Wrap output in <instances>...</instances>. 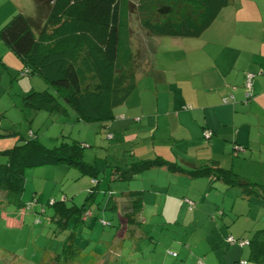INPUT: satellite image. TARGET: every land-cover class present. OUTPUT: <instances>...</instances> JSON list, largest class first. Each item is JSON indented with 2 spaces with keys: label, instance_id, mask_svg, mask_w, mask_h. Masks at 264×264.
<instances>
[{
  "label": "crops",
  "instance_id": "obj_1",
  "mask_svg": "<svg viewBox=\"0 0 264 264\" xmlns=\"http://www.w3.org/2000/svg\"><path fill=\"white\" fill-rule=\"evenodd\" d=\"M12 7L0 10V25ZM148 39L151 68L114 103L113 114L120 104L122 120L113 123L114 116L106 125L108 143L126 147L119 152L120 165L156 156L182 165L216 163L252 182L258 195L249 199L238 187H225L212 177L193 178L164 167L148 168L127 181L109 175L107 186L117 195L142 189L144 226L158 217L149 224L176 225L178 232L186 227V246L174 249L183 259L176 264H264V251L248 242L264 228V0L215 2L199 30ZM0 46L6 47L1 40ZM247 72L253 74L249 96ZM204 130L211 131L208 139ZM0 141V149L6 148L8 139ZM47 166L33 169L45 172ZM51 166L72 171L64 164ZM186 197L195 201L194 208H187ZM7 222L19 220L11 216ZM227 236L242 242H227ZM160 257L155 264L163 262Z\"/></svg>",
  "mask_w": 264,
  "mask_h": 264
},
{
  "label": "trees",
  "instance_id": "obj_2",
  "mask_svg": "<svg viewBox=\"0 0 264 264\" xmlns=\"http://www.w3.org/2000/svg\"><path fill=\"white\" fill-rule=\"evenodd\" d=\"M218 1L222 0H33L34 14L26 15L18 9L0 26L1 42L21 62L19 73L39 76L47 83L42 90L25 91L23 106L61 112L69 107L77 120L99 122L105 128L114 117V103L139 75L151 68L150 47L146 69L135 76L138 51L132 48V25L145 31L147 42L158 34L196 31L210 20L213 3ZM0 135L15 136L12 145L0 149V208L13 205L21 211V222L15 225L23 224L22 214L31 207L21 200L25 169L64 164L77 170L78 175L92 177V185L80 200L64 195L48 201L52 211L44 221L48 230L40 229L46 241L36 264H93L98 260L104 264H142L143 259L149 260L148 264L155 263L153 256L145 253L161 243H153L151 249L148 243H138L150 235L139 217L142 189L120 191L119 195L109 186L99 189V180L95 179L98 167L83 159L85 144L75 139H62L47 147L34 133L24 138L7 129ZM154 167L193 178L212 177L225 187H238L249 199L258 195L252 182L216 163L182 165L159 156L137 158L127 166L114 164L110 177L132 180ZM260 196L264 199V190ZM117 197L124 200L118 201ZM184 201L188 209L194 208V200L186 197ZM97 206L110 212V217L100 219V223L94 221L98 217L93 214V207ZM45 211L43 204L35 211V223H39L38 212ZM99 224L108 228H99ZM184 233L185 230L176 231V238L185 239ZM179 242L164 247L166 256H179L174 249L177 245L186 246V239ZM248 242L262 253L264 228Z\"/></svg>",
  "mask_w": 264,
  "mask_h": 264
},
{
  "label": "rangeland",
  "instance_id": "obj_3",
  "mask_svg": "<svg viewBox=\"0 0 264 264\" xmlns=\"http://www.w3.org/2000/svg\"><path fill=\"white\" fill-rule=\"evenodd\" d=\"M10 4L13 6L11 8L12 10L3 15L1 24L6 22L18 8L26 15L34 14L33 0H0V10H3L5 6ZM134 24L132 25L131 40L133 51H138V63L135 67V76H138L146 69L148 50L150 51L151 46L149 42L144 39L146 35L145 31ZM1 47L2 46H0V134H4L7 129H12L22 137L27 138V136L31 134L30 131H32L40 142L47 147L58 144L62 139L66 141L75 139L85 144L82 148V150H84V152H82L83 159L98 167L95 179L97 181L99 180L98 188L105 189L107 187L108 177L113 169L112 166L114 164H121L119 152H121L123 148H126L122 147L124 143H120L118 146L114 143L109 144L108 142L111 141L106 138V127L103 128L99 122L86 123L77 120L74 112L69 107L65 112L58 110L49 111L43 108L38 110L25 108L23 106V96L21 94L28 90L27 88L42 90L47 87V83L39 76L20 74L19 69L22 65L19 59L6 47ZM20 86H24L23 91H21ZM120 107V104L115 106V119L112 120L114 121L113 123L122 120V117L118 115L120 110H122ZM111 123L112 122H110V124ZM0 139H8L9 142L7 145H3V147H7L13 144L15 136L9 137L7 135H1ZM107 157L108 161L106 160ZM47 167H45V172H40V169H25V183L21 200L24 203H30L31 207L22 214V216H24L22 225H9L6 220L8 218L11 219L12 216L21 222V211L18 208L13 205H8L3 209L0 208V264H36L40 258V249L45 245L46 241L44 234H42V232L40 234V229L45 228V230H48L47 224L44 226V221H46V215L52 211V206L47 204L48 201L52 198H62L64 194L67 197L73 196V198L80 200L87 188L92 185V177L90 175L84 174L76 176L73 174L75 171L74 168L65 166V170L72 171H64L52 168L54 166L51 165ZM50 169H57V172H48L51 171ZM148 173L147 175L153 178L154 182V173ZM54 178L59 181L54 183ZM145 180L147 182V178H145ZM83 184L86 185L84 186ZM79 185H83L82 188H84V190L82 189L79 191ZM146 185L151 186V183L148 182ZM35 186L40 189H35ZM101 193H98L96 197L97 201L101 200ZM35 199L36 202L34 201ZM99 201L97 202L98 204ZM42 204L45 205L47 212H38L37 218L39 219V223H35V211L38 210ZM101 208L98 206L93 207V214L95 217H98V221L94 219L96 223H100V219L105 218L106 220L110 217L109 210ZM154 218L158 217H152V219ZM152 219L148 218V224L145 225L150 235L144 239L141 238L138 243H148L147 247L151 249L150 245L153 243H163L162 245L165 247L169 246L171 243H179V241L184 242L186 239L182 240L176 238V225L149 224ZM155 220L156 219L153 221ZM101 227L105 229L108 228L107 225L99 224V228ZM179 227L182 230L186 229L185 226ZM173 245L174 248H176V244ZM144 248H146L145 245ZM160 249H162V247L158 245L154 249H151V252H146L145 255H152L154 260L156 257H160ZM166 251V248L162 249L160 260L163 262H157V264L180 263V255L178 257L166 256ZM100 261L102 260H98L93 264H104L103 261L102 263H100ZM147 261L149 260L143 259L141 262H143L142 264H148Z\"/></svg>",
  "mask_w": 264,
  "mask_h": 264
},
{
  "label": "built area",
  "instance_id": "obj_4",
  "mask_svg": "<svg viewBox=\"0 0 264 264\" xmlns=\"http://www.w3.org/2000/svg\"><path fill=\"white\" fill-rule=\"evenodd\" d=\"M252 76L253 74L250 73V72H247L245 74V82H244V86H245V89H246V96H249L250 94V88H251V85H252ZM203 137L205 139H208L211 135V131L209 130H204L203 133H202ZM226 239L230 242H242V240H235L232 236H227ZM242 262V261H241Z\"/></svg>",
  "mask_w": 264,
  "mask_h": 264
}]
</instances>
